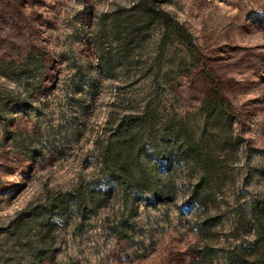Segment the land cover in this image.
Segmentation results:
<instances>
[{
  "label": "rangeland",
  "instance_id": "obj_1",
  "mask_svg": "<svg viewBox=\"0 0 264 264\" xmlns=\"http://www.w3.org/2000/svg\"><path fill=\"white\" fill-rule=\"evenodd\" d=\"M133 1L0 0V264H230L235 251L255 257L251 209L264 198V0H158L192 32L195 54L159 26L107 77L94 22ZM215 88L233 113L217 125L200 109ZM148 108L158 125L184 119L198 137L225 144L212 196L191 198L196 174L176 159L178 194L167 203L145 206L106 175L107 137L125 114ZM151 152L147 145L144 153ZM81 186L112 194L82 214L68 195V212L48 228L10 237L25 209ZM209 215L218 218L205 229ZM45 235L53 238L49 251ZM205 244L210 254L193 253Z\"/></svg>",
  "mask_w": 264,
  "mask_h": 264
},
{
  "label": "trees",
  "instance_id": "obj_2",
  "mask_svg": "<svg viewBox=\"0 0 264 264\" xmlns=\"http://www.w3.org/2000/svg\"><path fill=\"white\" fill-rule=\"evenodd\" d=\"M159 26L165 27L169 35L182 41L195 54L196 44L192 32L161 8L158 0H135L129 6L118 5L98 16L94 22L93 40L97 45L99 66L107 77L117 76L118 68L132 59V53ZM208 76L212 84H216L213 74L208 73ZM200 109L213 125L233 117L230 100L219 88L210 89ZM195 132L184 119L174 117L158 125L154 112L149 108L143 113L125 114L106 139L102 155L103 170L111 179L124 184L126 191L134 189L143 205H157L177 198L178 188L172 170L176 159L196 174L190 196L202 202L204 194L206 198L212 196L218 187L225 161L222 156L225 144L203 135L198 137ZM147 145L152 148L151 153H144ZM111 194V191L101 189L88 191L83 186L72 193L57 192L48 202L38 203L30 210L25 209L9 235L21 241L35 228H48L54 217L68 212V195L77 198L82 214L88 205H104ZM251 212L258 231L254 242L255 257H244L235 251L230 257V264H264V198L253 203ZM217 218L216 215L207 216L204 228H211ZM52 245V236L45 235L43 250L49 251ZM209 248L205 244L203 251L197 248L192 250L194 254L206 256L210 254Z\"/></svg>",
  "mask_w": 264,
  "mask_h": 264
}]
</instances>
